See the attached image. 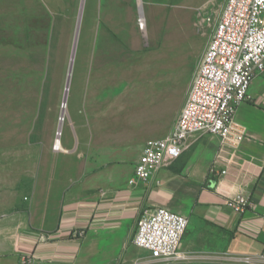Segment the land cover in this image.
<instances>
[{"label":"crops","instance_id":"crops-1","mask_svg":"<svg viewBox=\"0 0 264 264\" xmlns=\"http://www.w3.org/2000/svg\"><path fill=\"white\" fill-rule=\"evenodd\" d=\"M236 119L248 129L240 147L216 135H194L171 167L134 184L146 143L173 129L168 135L139 130L129 137H95L96 152L105 159L96 168L89 167L82 133L76 165L69 150L41 145L36 133L30 149H0V158H31L28 167L0 165V264H264V75L251 83ZM240 193L254 201L245 213L228 204ZM158 207L189 220L180 259L155 260L134 244L141 215ZM79 229L84 238L76 237Z\"/></svg>","mask_w":264,"mask_h":264},{"label":"rangeland","instance_id":"rangeland-1","mask_svg":"<svg viewBox=\"0 0 264 264\" xmlns=\"http://www.w3.org/2000/svg\"><path fill=\"white\" fill-rule=\"evenodd\" d=\"M226 1L0 0V85L7 80L0 149H30L36 133L41 145L62 142L76 165L82 133L89 167L96 168L105 159L96 152L95 137H129L139 130L168 135ZM137 103L144 108L136 109ZM11 164L28 167L31 158H0V165Z\"/></svg>","mask_w":264,"mask_h":264},{"label":"built area","instance_id":"built-area-1","mask_svg":"<svg viewBox=\"0 0 264 264\" xmlns=\"http://www.w3.org/2000/svg\"><path fill=\"white\" fill-rule=\"evenodd\" d=\"M261 75L264 0H227L177 124L168 137L146 143L130 183L146 182L171 167L189 148V138L197 134L216 135L225 145L240 147L248 129L237 121L236 114L249 99L251 83ZM228 204L239 213L254 207L244 193ZM188 225L183 214L163 207L147 209L138 222L134 244L155 260L180 259ZM85 234V230L75 232L78 239Z\"/></svg>","mask_w":264,"mask_h":264},{"label":"water","instance_id":"water-1","mask_svg":"<svg viewBox=\"0 0 264 264\" xmlns=\"http://www.w3.org/2000/svg\"><path fill=\"white\" fill-rule=\"evenodd\" d=\"M75 52H76V45L74 47V53H73V56H72V61H71L70 69H69V76H68V79H67L66 92H65L63 106L67 105V99H68V93H69V90H70L71 76H72V71H73V62H74V58H75ZM61 119L64 120V114L62 115Z\"/></svg>","mask_w":264,"mask_h":264},{"label":"bare ground","instance_id":"bare-ground-1","mask_svg":"<svg viewBox=\"0 0 264 264\" xmlns=\"http://www.w3.org/2000/svg\"><path fill=\"white\" fill-rule=\"evenodd\" d=\"M67 107V105H64L63 106V109H65ZM64 111V110H63ZM65 113V112H64ZM62 122H63V120L62 119H60V123L62 124ZM61 124H60V130H61ZM56 149H58V150H61L62 149V146H61V143H60V141L59 140H57L56 141Z\"/></svg>","mask_w":264,"mask_h":264}]
</instances>
